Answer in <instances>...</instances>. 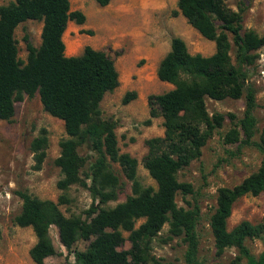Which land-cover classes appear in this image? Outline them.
<instances>
[{
    "label": "trees",
    "instance_id": "16d2710c",
    "mask_svg": "<svg viewBox=\"0 0 264 264\" xmlns=\"http://www.w3.org/2000/svg\"><path fill=\"white\" fill-rule=\"evenodd\" d=\"M94 1L99 7L111 2ZM176 5L193 29L214 42L215 52L206 57L192 55L185 42L175 37L159 62L157 78L173 88L148 97L150 118L146 124L161 117L164 134L146 141L148 152L142 160L156 188L139 183L138 161L120 153L114 132L116 125L101 115L104 95L119 85L113 60L89 46L78 56L65 54L63 35L67 25L84 24V14L72 11L69 0H13L0 6V120L12 119L15 103L22 101L24 95L31 98L38 94L43 110L63 122L67 136L59 143L60 152L54 161L61 176L56 184L62 192L58 201L18 193L22 206L14 223L31 228L35 236L28 252L34 264H44L46 258L57 255L49 234L52 226L67 251L78 241L89 242L85 250L73 252V264H172L163 263L150 253L151 243L165 224L169 227L168 238H180L185 244V263L203 264L198 258L199 209L177 207V194L192 193L191 186L179 182L177 175L200 156L202 147L224 121L222 114H208L205 100L241 97L245 99V110L238 121L239 130L228 132L225 141L238 142L242 135L240 145L256 148L262 159L257 171L240 184L218 190L209 226L217 257L226 249L235 248L238 255L228 264H264V246L254 257L245 245L247 239L263 237L264 223L241 221L232 230L227 229V220L238 199L264 193V127L258 131L254 116L256 91L249 82L250 66L257 58L256 51L264 47V35L250 30L242 32L243 11L229 10L224 0H176ZM27 20L42 22L41 43L34 47L25 38L27 58L22 62L14 30ZM232 49L234 62L230 57ZM135 97V93H127L122 103L127 104ZM47 148V134L42 130L30 144L35 169L39 170L43 164ZM81 148L96 155L86 174L88 183L81 178L85 166V157L79 153ZM111 163H117L131 182L132 195L106 208L117 197L118 178ZM75 185L87 188L92 199L84 218L66 217L59 209L69 203L66 192ZM127 241L129 249L120 250Z\"/></svg>",
    "mask_w": 264,
    "mask_h": 264
},
{
    "label": "rangeland",
    "instance_id": "374dc122",
    "mask_svg": "<svg viewBox=\"0 0 264 264\" xmlns=\"http://www.w3.org/2000/svg\"><path fill=\"white\" fill-rule=\"evenodd\" d=\"M13 0H0V6H6ZM72 11H80L85 22L77 25L70 22L63 36L66 56L82 54L85 46L101 51L110 57L118 72V87L104 95L101 103V115L115 123V135L120 153L129 154L138 161L136 176L143 187L156 188L154 180L142 165L148 150L146 141L162 137L163 119L152 118L148 97L163 94L172 85L157 78L159 62L168 53L171 40L182 39L190 54L210 56L215 52V44L204 39L193 29L178 12L176 0H111L106 7H99L94 0H69ZM225 6L234 12L242 13V32L254 31L264 35V0H224ZM42 22L27 20L14 30V39L18 49V58L26 62L27 50L25 38L34 47L41 43ZM229 41L231 35L228 34ZM257 58L250 66V84L255 88L256 107L254 116L257 128L264 127V47L255 53ZM234 62V50L230 51ZM135 93V99L122 103L127 93ZM208 114H222V126L215 129L212 136L201 149L197 159L178 172L181 183L189 184L192 193L177 194V207L191 209L197 206L199 220L198 258L203 264H228L238 252L229 248L217 257L209 221L216 208L218 190L232 188L246 177L256 172L262 159L259 151L239 141L228 143L225 137L231 130H239L238 121L243 117L245 99H225L223 101L205 100ZM233 116V118H231ZM45 130L48 138L46 158L40 169H35L31 141ZM63 122L46 113L38 94L33 97L23 96L15 103V114L9 121L0 120V264H34L29 257V250L35 243V236L29 227L15 225L14 218L20 213L22 201L19 192L28 193L41 200L57 202L62 194L56 184L60 179L59 168L54 161L58 157L59 143L66 139ZM258 140V134L254 138ZM85 157V166L81 178L86 180L88 168L96 155L87 149H79ZM112 171L118 178L117 197L105 207L111 208L132 195L131 182L124 176L117 163H111ZM66 196L69 203L59 206L66 217L84 218L92 199L87 188L75 185ZM241 221L251 224L264 223V193L258 196H244L238 199L227 220V229L232 230ZM142 222L139 221L135 227ZM168 224H165L159 236L151 243L150 253L163 263L186 264L184 254L186 246L180 238H168ZM57 255L48 257L44 264H73L74 251H83L88 241L76 242L71 251L60 244L56 227L49 230ZM124 237L128 233H123ZM245 245L251 255L258 257L264 246L262 238L247 239ZM129 242L120 250L129 249ZM244 262V261H243Z\"/></svg>",
    "mask_w": 264,
    "mask_h": 264
},
{
    "label": "crops",
    "instance_id": "0c3cea01",
    "mask_svg": "<svg viewBox=\"0 0 264 264\" xmlns=\"http://www.w3.org/2000/svg\"><path fill=\"white\" fill-rule=\"evenodd\" d=\"M69 23H70V22H69ZM66 32H67V31H65V33H66ZM65 33H64V34H65ZM63 36H64V35H63Z\"/></svg>",
    "mask_w": 264,
    "mask_h": 264
}]
</instances>
